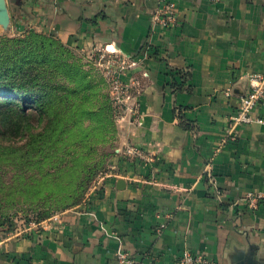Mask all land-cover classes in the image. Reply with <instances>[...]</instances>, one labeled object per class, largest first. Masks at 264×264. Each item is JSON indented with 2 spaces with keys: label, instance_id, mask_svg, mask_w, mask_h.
<instances>
[{
  "label": "crops",
  "instance_id": "1",
  "mask_svg": "<svg viewBox=\"0 0 264 264\" xmlns=\"http://www.w3.org/2000/svg\"><path fill=\"white\" fill-rule=\"evenodd\" d=\"M160 1L8 0L0 35L32 30L131 56L132 86L96 189L57 220L0 240V264H118V253L172 264L185 248L217 264H264V202L240 201L264 192V124L229 134L248 77L264 73V0H168L171 27L153 21ZM177 71L189 74L180 92ZM252 115L264 120V108ZM126 145L147 159L119 154Z\"/></svg>",
  "mask_w": 264,
  "mask_h": 264
},
{
  "label": "trees",
  "instance_id": "2",
  "mask_svg": "<svg viewBox=\"0 0 264 264\" xmlns=\"http://www.w3.org/2000/svg\"><path fill=\"white\" fill-rule=\"evenodd\" d=\"M71 57L46 34L0 37V232L12 231L19 214L39 224L81 204L114 155L96 150L116 134L107 97ZM176 73L182 83L171 87L180 92L189 74Z\"/></svg>",
  "mask_w": 264,
  "mask_h": 264
},
{
  "label": "rangeland",
  "instance_id": "3",
  "mask_svg": "<svg viewBox=\"0 0 264 264\" xmlns=\"http://www.w3.org/2000/svg\"><path fill=\"white\" fill-rule=\"evenodd\" d=\"M7 8L10 15V4ZM20 31L23 30L21 29ZM20 31L13 29L14 34L4 33L0 35V37L14 38L23 36L25 32ZM18 32H20V34H18ZM46 36L52 37L59 41L57 37L51 34H46ZM64 46L72 56L71 58H69V63H74L81 72L85 73L92 80L93 84H97V86L101 89V93L107 97L110 106L111 117L116 129V134L114 140L110 144L100 146L96 150L99 155L109 153L111 151L115 152L117 148L115 143L118 139L119 126L121 125L123 118L129 116L127 108H129V88L132 85L126 78V72L132 65V57L119 53L107 52L101 47L91 48L89 46L85 47L83 45L77 44ZM57 82L69 84V82L65 80H60ZM69 86L72 85L69 84ZM109 159L106 160L104 168L99 173L94 175L90 182L87 184L84 192V199L89 193V190L97 183V180L107 172ZM68 210H71V208L67 209L66 211ZM66 211L62 213L57 212L53 214L50 219L59 217ZM23 217L24 216L22 214H19L17 216L12 231L0 232V240L5 239L6 237H9L11 234L15 233L26 234L27 230L36 224V222L33 221L27 222Z\"/></svg>",
  "mask_w": 264,
  "mask_h": 264
},
{
  "label": "built area",
  "instance_id": "4",
  "mask_svg": "<svg viewBox=\"0 0 264 264\" xmlns=\"http://www.w3.org/2000/svg\"><path fill=\"white\" fill-rule=\"evenodd\" d=\"M216 1V0H209ZM175 8L168 0H161L158 6L157 12L153 18V21L163 27H171L175 24ZM249 88L246 95L241 99L240 107L236 115L232 118V127L229 130V134L233 131L237 125L240 124H251L257 122L264 124V120L254 117L252 112L256 108H264V73L252 74L248 77ZM128 109V108H127ZM129 112V111H128ZM119 154L127 158L145 160L147 157L143 151L135 146H124L118 151ZM105 176V174L103 175ZM101 176L97 183L89 190L86 195L89 196L93 192L99 182L102 180ZM241 202L248 205L251 209H256L258 205L264 202V192L248 193L244 196ZM58 217H54L52 220H57ZM43 224H35L31 228L38 227ZM167 223L162 222L157 226L156 232L160 234L166 227ZM29 228V229H31ZM28 229V230H29ZM118 264H134V261L130 256L124 253H118L117 256ZM172 264H217L210 258L201 253H195L188 248L183 249L177 259Z\"/></svg>",
  "mask_w": 264,
  "mask_h": 264
},
{
  "label": "water",
  "instance_id": "5",
  "mask_svg": "<svg viewBox=\"0 0 264 264\" xmlns=\"http://www.w3.org/2000/svg\"><path fill=\"white\" fill-rule=\"evenodd\" d=\"M8 0H0V24L3 26H7L10 21V15L8 11ZM118 184L121 185L123 182L121 180L118 181ZM234 264H255L252 259H249L247 256H243L236 260Z\"/></svg>",
  "mask_w": 264,
  "mask_h": 264
}]
</instances>
